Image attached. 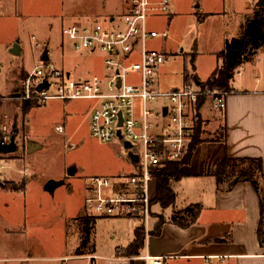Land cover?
Here are the masks:
<instances>
[{
	"label": "rangeland",
	"instance_id": "rangeland-1",
	"mask_svg": "<svg viewBox=\"0 0 264 264\" xmlns=\"http://www.w3.org/2000/svg\"><path fill=\"white\" fill-rule=\"evenodd\" d=\"M121 2L0 0V65L3 66L0 93L5 94L9 85L19 83L11 95L0 97L7 113L0 123L6 121L13 132L16 113L20 126L17 150L0 153L3 159L0 179L5 183L0 186V257L4 259L0 264H63L52 259L61 253V245L67 240L70 253L80 237L83 240L86 235L87 223L81 219L86 211V180L95 175L116 177L140 170L120 138L104 142L92 135L90 116L97 100L50 99L33 103L25 118L14 105L27 104L21 103L16 98L20 93L15 92L20 90L22 75L43 61L45 49H48V61L70 72L72 78L90 79L98 68L104 72L101 53L73 49L63 28L89 19L106 22L109 16L105 13L120 16L125 9ZM256 2L250 5L247 0H225L218 10L214 0H171L169 13L150 15L149 25L160 35L148 40L149 47L170 56L156 78L158 89L180 85L186 74H196L197 79L206 82L217 65L215 51L224 47L227 39L242 35ZM212 10L213 14H209ZM16 43L20 52L12 53ZM207 101L212 110L223 111L215 106L213 98L208 97ZM23 139L35 142L38 148L28 151L26 142L21 146ZM70 169H73L71 174ZM49 180L62 184L50 192L45 189ZM40 207H46L47 213L32 211ZM142 228L146 234L145 226ZM110 231L109 222L97 226L95 238L102 257L115 252ZM76 253L77 250L73 252ZM64 264L88 262L71 259Z\"/></svg>",
	"mask_w": 264,
	"mask_h": 264
},
{
	"label": "crops",
	"instance_id": "crops-1",
	"mask_svg": "<svg viewBox=\"0 0 264 264\" xmlns=\"http://www.w3.org/2000/svg\"><path fill=\"white\" fill-rule=\"evenodd\" d=\"M121 1L120 5L124 6V0ZM247 1L251 5L254 0ZM224 2L225 0H214L217 8ZM214 10L209 11V14H213ZM105 14L115 15L112 12ZM223 48L215 51L217 58L215 69L222 64L218 54ZM101 55L104 68L105 55L103 53ZM236 70L237 75L234 74L229 83L228 90L231 93L227 96L226 107L222 109V113L212 110L207 101L208 98H204L198 102L191 114L193 128L187 141V152L192 140L191 135L197 128V121L201 125V141L194 146L188 163L181 165L182 177L170 180L169 185L174 191L175 202L168 207H162L156 199L158 176L154 172L153 189L154 200H156H153L152 203L148 230L145 229L147 233H144V245L138 249V253L130 254L128 246L135 239L137 230L144 225L143 219L135 215L96 218L85 209L81 219L83 222H88L89 242L86 246L81 247L79 244H81L82 238L80 237L79 244L69 253L67 252V240H65V244L61 245V253L52 259L63 261V264L71 259L87 260L88 264H100L99 261L102 260L106 261V264H135L134 261H142L145 264L144 260L136 257L148 251L152 255L167 256L163 264H264V228L262 234H259L262 216L261 197H264V45L257 49L250 60ZM2 71L3 66L0 65V73ZM97 71L92 76H105V71L102 72L100 68ZM25 75L26 73L22 75L21 81ZM195 75L186 74L180 85L160 90L180 89L191 76ZM198 80L200 85L205 82L200 78ZM18 85V82L9 85L8 92L0 93V97L11 95L10 93ZM156 88H159V84L158 87L156 85ZM19 89L15 94L22 93V82ZM1 105L0 103V119L7 118L6 107ZM14 105L18 114L21 112L22 117L25 118L29 112V109L25 110V104L22 103V107L18 104ZM14 118L16 123L13 124V133H16L17 137L20 126L17 123L19 119L16 113ZM164 123L166 120L160 122L156 131L159 132ZM25 142L26 140L23 139L21 146H24ZM130 150L132 149L130 148ZM184 156L177 161L184 159ZM225 158L253 159L261 163V171L257 172L255 176L259 192L248 180H239L233 183L235 176L233 179H231L232 176H228L218 183L214 171L217 163ZM138 160L132 162L138 163ZM165 163L168 162H164L161 166ZM9 176L15 177L13 174ZM23 181L22 184L25 183V180ZM197 206H199L198 215ZM189 208L194 209V214L196 213L194 222L187 227H182L177 222V219L181 218L179 212ZM32 211L47 213L46 207ZM192 218L193 214H187L184 221L190 222ZM65 220L67 226V219ZM100 222H109L111 237L115 242V252L109 256L102 257L98 254L95 234ZM159 222L162 223L161 231L156 235L153 230ZM124 226H127V229ZM75 250L77 253L73 254ZM3 260V257H0V263Z\"/></svg>",
	"mask_w": 264,
	"mask_h": 264
},
{
	"label": "built area",
	"instance_id": "built-area-1",
	"mask_svg": "<svg viewBox=\"0 0 264 264\" xmlns=\"http://www.w3.org/2000/svg\"><path fill=\"white\" fill-rule=\"evenodd\" d=\"M124 8L122 15L109 16L106 22L89 19L63 28L73 49L105 55L104 77L75 79L70 72L43 60L26 73L23 91L16 98L36 103L50 99L97 100L90 116L92 135L109 142L119 138L120 131L121 140L130 142L138 154L140 170L116 177H89L85 183V207L96 218L139 216L148 230L155 170L186 154L193 128L191 114L198 102L211 97L216 107L224 109L231 91L203 87L194 76L180 89H157L156 78L170 56L149 47L148 40L160 34L148 20L150 15L169 13L171 0H124ZM44 81L48 88L38 90ZM164 120L161 130L156 131ZM11 139L10 125L0 123V141L9 143ZM2 168L0 157V177ZM166 257L147 251L136 258L145 264H163Z\"/></svg>",
	"mask_w": 264,
	"mask_h": 264
},
{
	"label": "trees",
	"instance_id": "trees-1",
	"mask_svg": "<svg viewBox=\"0 0 264 264\" xmlns=\"http://www.w3.org/2000/svg\"><path fill=\"white\" fill-rule=\"evenodd\" d=\"M264 45V7H255L253 14L247 20L244 31L239 37H234L232 39H227L223 50L218 54L222 60V64L217 67L212 75L207 79L206 82L202 83L203 87L217 88L221 90H228L229 83L234 77L235 70L241 66L246 61L250 60L251 57ZM25 104V110L31 108L35 101H29ZM201 125L197 121V128L191 135V143L189 145V150L184 156L185 158L181 161H173L165 163V165L157 168L155 170V175L158 176V197L157 201L161 204L162 207H168L175 202V194L172 188L170 187L171 179H178L182 177V172L180 167L184 163H188L189 157L192 154L193 148L198 144L200 140ZM13 137H16L12 132ZM16 139V138H15ZM239 164H241L239 166ZM261 163L253 159H231L225 158L220 160L217 163V166L214 171V175L217 179V182H222L228 176H235L233 183L238 182L239 180H248L250 181L257 192H259V186L255 176L257 172L261 171ZM239 169H238V168ZM260 168V169H259ZM232 173V175H231ZM194 209L189 208L181 214L180 220L177 219V222L182 227L189 226L190 223L194 222ZM199 211V206H197V215ZM196 212V211H195ZM187 214H193V218L190 222L184 221V217ZM261 224L259 229V234H262L264 228V197H261ZM177 217V216H176ZM176 219V218H175ZM88 223V222H87ZM162 223L155 227L153 233L158 235L161 231ZM86 235L83 237L81 247L86 246L90 238V228L87 226ZM223 240V239H218ZM145 234L143 228L137 230L135 239L128 246L130 254H137L138 249L144 245Z\"/></svg>",
	"mask_w": 264,
	"mask_h": 264
},
{
	"label": "water",
	"instance_id": "water-1",
	"mask_svg": "<svg viewBox=\"0 0 264 264\" xmlns=\"http://www.w3.org/2000/svg\"><path fill=\"white\" fill-rule=\"evenodd\" d=\"M256 6L257 7H264V0H257ZM11 52L12 53H19L20 52V48H19V45L17 43L14 44V46L11 48ZM42 59L43 60L49 59L48 49L44 50L43 55H42ZM195 79L197 80V83L200 82L196 77H195ZM48 86H49L48 82L44 81L43 83L38 85L37 89L42 90L44 88H48ZM118 136L120 139H122V134L120 131L118 132ZM124 145L127 149H130L132 147V144L128 141H124ZM26 146H27V150L30 152L38 148V145L35 142L29 141V140H27ZM70 146H72V145H70ZM16 150H17V143H16L15 137H13L9 143H2L0 141V153H14ZM128 154H129L132 161L138 160V155L135 154L132 150H129ZM72 172H73V169H70L69 173L71 174ZM59 184H62V182H56L54 180H49L45 185V189L50 191V192H53L54 189ZM0 186H2V187L5 186V183L1 179H0Z\"/></svg>",
	"mask_w": 264,
	"mask_h": 264
}]
</instances>
